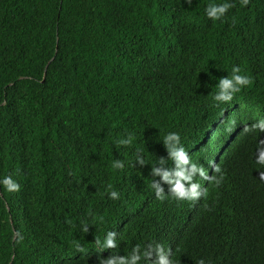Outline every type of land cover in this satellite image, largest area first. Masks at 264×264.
<instances>
[{
	"label": "trees",
	"instance_id": "trees-1",
	"mask_svg": "<svg viewBox=\"0 0 264 264\" xmlns=\"http://www.w3.org/2000/svg\"><path fill=\"white\" fill-rule=\"evenodd\" d=\"M235 67L251 84L215 100ZM262 120L264 0H0V264H264ZM220 148L225 230L184 231L170 184Z\"/></svg>",
	"mask_w": 264,
	"mask_h": 264
},
{
	"label": "clouds",
	"instance_id": "clouds-1",
	"mask_svg": "<svg viewBox=\"0 0 264 264\" xmlns=\"http://www.w3.org/2000/svg\"><path fill=\"white\" fill-rule=\"evenodd\" d=\"M248 0H242V5H247ZM231 7H233L230 3L223 4H209L206 9V15L208 18L213 20L220 19L221 16L225 12H227ZM241 69L239 67H235L232 69L233 75L231 78H224L219 81V92L215 96V100H224L228 101L232 99V95L238 91H240L242 86L250 85L251 80L248 76L240 74ZM260 131H264V120L260 121L258 125L255 126ZM244 128H239L235 134L229 135L230 140H233L237 135L241 133ZM173 138L179 139V135L173 133ZM228 139L224 140L227 142ZM201 142H198V145ZM264 144V142H261ZM261 144L257 146V158L256 162L260 165H264V147H261ZM198 145L191 146V151H194L198 148ZM229 146L225 144L224 147ZM230 148L222 151L220 148L217 153L214 155L207 157L203 161L196 163L188 172H178L176 174L177 179L172 183L171 188L178 194L180 199L191 198L189 204L192 206V210H187L184 214V218L182 220L184 224V231H187L189 228L196 227L199 224L208 225L206 228L210 230V233L217 234L224 232L223 225H225L222 220L225 215L220 213H207L203 209L206 207L209 199L205 200L206 195L208 194V189L212 184L216 186V188L224 181H226L224 172L222 171L223 165L225 164L226 157L225 152L229 151ZM190 151V150H189ZM174 158L178 159L181 162L187 163V157L183 148H181L178 152L173 153ZM197 177V181L193 182L190 189V194L187 190V182L191 181L192 175ZM165 179H167V174H165ZM181 181H183L181 183ZM0 185H2L5 190L9 193L19 191L20 185L16 183L11 177H4L0 180ZM116 192H112V196L115 197ZM186 201V200H185ZM203 205L198 207L199 205ZM188 201H186V205ZM199 211L200 215L196 214V211ZM17 237L22 239L19 233L16 234ZM108 246L112 245V241L109 240L107 242ZM174 245V244H173ZM175 246V245H174ZM173 253V248L170 247L167 255H171ZM207 253L204 256L199 255L203 258V261H200L198 258H193L190 256L189 258L182 257L184 259L180 260V264H228L226 259L217 254ZM175 264L174 261H172ZM108 264H113L112 261H108ZM119 264H126V261L121 260ZM159 264H168V261L164 256H160ZM171 264V263H170Z\"/></svg>",
	"mask_w": 264,
	"mask_h": 264
}]
</instances>
